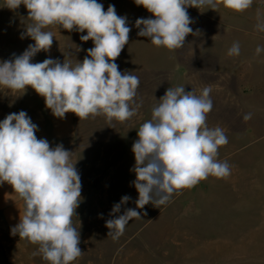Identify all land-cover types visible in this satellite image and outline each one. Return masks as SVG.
<instances>
[{
    "label": "rangeland",
    "instance_id": "374dc122",
    "mask_svg": "<svg viewBox=\"0 0 264 264\" xmlns=\"http://www.w3.org/2000/svg\"><path fill=\"white\" fill-rule=\"evenodd\" d=\"M97 2L105 11L113 5L131 28L129 42L115 61L122 73L165 71L170 74L167 89L183 85L185 91L194 90L197 95L211 88L213 108L207 124L221 127L228 138L219 148L218 159L228 162L230 175L209 176L159 208L149 203L139 209L132 145L140 125L151 119L154 106L139 107L125 122L109 124L102 115L78 118L80 137L74 147L81 153L71 156V161L82 189L72 223L80 234L82 255L72 264H264V51L256 54L257 46L264 48V32L256 30L258 13L264 21V0H253L243 12L225 8L222 0L216 10L188 7L194 34L174 51L137 35L136 19L152 18V14L134 0ZM27 15L24 5L12 11L0 0V62L14 59L34 44L23 35L31 23ZM44 31L53 33V44L48 52L37 53L32 63L47 58L63 63L67 53L75 64L94 46L91 40H80L86 31L69 32L58 25ZM234 42H239L240 54L229 56ZM126 53L129 57L123 56ZM143 59L148 69L135 63ZM148 76L138 77L145 82ZM26 90L18 93L0 86L3 119L19 110L28 113ZM249 113L251 119L245 121ZM57 145L65 149L61 142L51 147ZM125 195L130 199L112 215L113 206ZM126 209L137 210L141 217L132 218L118 240L107 237L106 221Z\"/></svg>",
    "mask_w": 264,
    "mask_h": 264
},
{
    "label": "clouds",
    "instance_id": "9594fccd",
    "mask_svg": "<svg viewBox=\"0 0 264 264\" xmlns=\"http://www.w3.org/2000/svg\"><path fill=\"white\" fill-rule=\"evenodd\" d=\"M152 18H138L137 35L149 38L156 47L169 51L184 46L186 37L194 34L187 8L216 10L221 0H134ZM225 8L243 12L253 0H222ZM24 5L31 21L23 35L34 44L12 60L0 62V86L25 92L31 87L44 98L46 108L57 118L66 113L79 120L104 116L125 122L136 115L140 104L135 97L140 85L132 72H121L115 62L129 42L131 28L126 16L117 14L113 5L107 11L97 0H4V7L15 11ZM256 30L264 32V21L257 15ZM60 26L69 32L84 33L80 40H91L82 62L47 58L32 63L40 51L48 52L53 44L50 26ZM264 48L257 46L258 55ZM240 54L239 42L227 53ZM211 88L197 95L185 86L169 87L152 108L151 119L137 130L138 139L132 145L135 156L138 192L136 207L149 203L155 207L170 202L173 195L191 189L209 176L230 175L227 161L218 159L219 148L228 143L224 130L210 128L207 114L213 108ZM243 119H251V113ZM38 126L25 111L11 113L0 121V184L8 183L24 202L23 215L11 229L13 235L38 245L33 256L40 255L48 264H72L82 255L80 234L72 217L81 202L80 174L71 161L72 152L62 145L51 147L47 139L37 138ZM130 199L125 195L112 208L119 213L121 205ZM146 215V213H145ZM135 209L106 221L107 237L118 240L132 218H140Z\"/></svg>",
    "mask_w": 264,
    "mask_h": 264
},
{
    "label": "crops",
    "instance_id": "0c3cea01",
    "mask_svg": "<svg viewBox=\"0 0 264 264\" xmlns=\"http://www.w3.org/2000/svg\"><path fill=\"white\" fill-rule=\"evenodd\" d=\"M123 56L129 57V53ZM65 59L69 61L67 53H65ZM135 63L147 68V62L144 59ZM141 72L143 76L146 75L144 74L145 71ZM16 92L21 93V91ZM26 92L29 94L28 116L38 126L37 138L47 139L50 146L61 142L65 150L72 152L71 156H80L81 152L74 147L80 137L78 130L81 123L78 117L73 113H66L64 118H57L50 109L46 108L43 97L38 95L31 87H27ZM25 112L27 113V111ZM0 119L2 121L3 117L0 116ZM23 211L24 202L14 192L12 186L6 182L0 184V264H48L47 261L42 259V256L32 255L33 252L38 251V245H33L24 239H20L18 234L13 235L11 233V229L19 223Z\"/></svg>",
    "mask_w": 264,
    "mask_h": 264
},
{
    "label": "trees",
    "instance_id": "16d2710c",
    "mask_svg": "<svg viewBox=\"0 0 264 264\" xmlns=\"http://www.w3.org/2000/svg\"><path fill=\"white\" fill-rule=\"evenodd\" d=\"M139 76L141 73H132ZM144 74L150 75L148 81H140L137 89L135 101L140 104L142 109H148L158 104L159 99L165 94L169 85L170 74L168 72H150L145 71Z\"/></svg>",
    "mask_w": 264,
    "mask_h": 264
}]
</instances>
